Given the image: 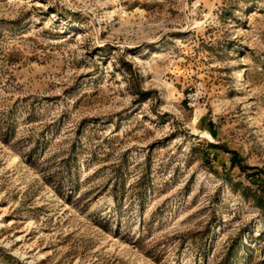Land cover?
<instances>
[{"label": "rangeland", "instance_id": "rangeland-1", "mask_svg": "<svg viewBox=\"0 0 264 264\" xmlns=\"http://www.w3.org/2000/svg\"><path fill=\"white\" fill-rule=\"evenodd\" d=\"M0 264H264V0H0Z\"/></svg>", "mask_w": 264, "mask_h": 264}, {"label": "trees", "instance_id": "trees-1", "mask_svg": "<svg viewBox=\"0 0 264 264\" xmlns=\"http://www.w3.org/2000/svg\"><path fill=\"white\" fill-rule=\"evenodd\" d=\"M238 159H239V156H238V155H237V156L235 155V156L233 157V159H232V160H233L232 162H235V161L238 160Z\"/></svg>", "mask_w": 264, "mask_h": 264}]
</instances>
